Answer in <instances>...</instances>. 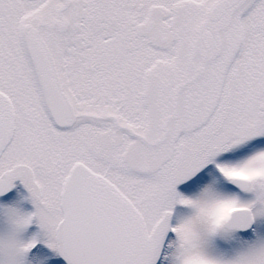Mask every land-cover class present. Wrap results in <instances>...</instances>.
I'll use <instances>...</instances> for the list:
<instances>
[{"label":"snow or ice","instance_id":"snow-or-ice-1","mask_svg":"<svg viewBox=\"0 0 264 264\" xmlns=\"http://www.w3.org/2000/svg\"><path fill=\"white\" fill-rule=\"evenodd\" d=\"M0 264H264V0H0Z\"/></svg>","mask_w":264,"mask_h":264}]
</instances>
